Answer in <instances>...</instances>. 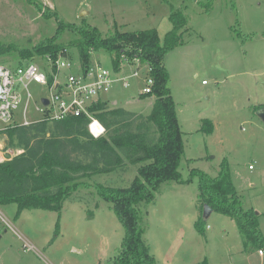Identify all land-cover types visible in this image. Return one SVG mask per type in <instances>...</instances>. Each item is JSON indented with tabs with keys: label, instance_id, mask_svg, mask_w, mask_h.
Here are the masks:
<instances>
[{
	"label": "rangeland",
	"instance_id": "1",
	"mask_svg": "<svg viewBox=\"0 0 264 264\" xmlns=\"http://www.w3.org/2000/svg\"><path fill=\"white\" fill-rule=\"evenodd\" d=\"M51 13L64 23L84 22L102 36L154 29L162 40L173 29L171 14L181 15L179 45L165 55L164 66L182 133L184 183L160 186L143 216L144 240L155 264H264L259 250L244 247L228 216L212 212L203 233H197V178L190 177L191 170L216 177L225 161L243 208L259 213L264 235V120L257 115L264 107V0H0V52L6 50L0 64L14 68L25 61L49 70L42 57L21 60L18 55L54 34ZM75 38L64 34L61 42L68 49L57 59L77 67L76 50L68 47ZM96 62L113 70L108 52L92 53L90 65ZM137 90L141 81L134 78L127 89L114 84L109 97L121 104ZM31 92L38 96L41 87L32 85ZM125 107L142 115L152 108L137 100ZM29 114L37 119L33 108ZM204 120L214 126L211 135L201 130ZM17 153L0 136V162ZM136 175V166L127 164L87 181L123 189ZM122 237L111 204L92 190L73 193L59 214L0 205V264H111Z\"/></svg>",
	"mask_w": 264,
	"mask_h": 264
},
{
	"label": "trees",
	"instance_id": "2",
	"mask_svg": "<svg viewBox=\"0 0 264 264\" xmlns=\"http://www.w3.org/2000/svg\"><path fill=\"white\" fill-rule=\"evenodd\" d=\"M51 14L57 25L54 34L21 52L18 55L21 60L49 57L55 61L68 49L61 41L65 33H70L76 38L68 47L76 50L83 70L90 66L91 54L101 50L109 53L116 72L124 58L129 63L139 59L147 65L153 85L151 93L141 96L154 97V103L145 116L119 108L109 109L102 102L92 106L94 118L105 130L98 138L89 133V119L84 115L0 130V136H6L7 148L19 151L0 162V205L16 204L18 211L43 210L59 214L63 203L79 189L95 191L100 199L111 204L123 228V237L111 264H155L150 245L144 240L143 216L146 209L155 204L162 184L184 183L179 173L184 156L182 133L168 87L164 57L179 45L180 30L185 22L180 14L172 13L173 29L162 40L154 29L114 30L102 36L84 22L80 25L64 23L55 13ZM3 52L6 50H1L0 54ZM201 130L211 135L214 126L204 120ZM127 164L136 166L137 173L127 188L113 189L87 181L94 175L123 170ZM190 177L197 178L199 216L194 223L197 233H203L202 210L207 205L213 212L234 220L245 248L264 252L259 214L243 208L227 163H221L216 177L198 170H191ZM140 205L144 210L138 208Z\"/></svg>",
	"mask_w": 264,
	"mask_h": 264
},
{
	"label": "built area",
	"instance_id": "3",
	"mask_svg": "<svg viewBox=\"0 0 264 264\" xmlns=\"http://www.w3.org/2000/svg\"><path fill=\"white\" fill-rule=\"evenodd\" d=\"M44 59L51 65L49 70L25 61L14 68L0 64V123L4 124V129L84 115L89 119V133L98 138L104 135L105 130L90 108L101 103L114 84L120 83L127 89L137 78L141 81L140 94L151 93L153 79L149 76L150 69L139 59L129 63L124 58L117 72H109L98 62L83 70L80 65L76 67L69 61ZM62 70L69 72L61 76ZM32 85L41 87L40 95L31 92ZM42 100H46L47 105ZM31 108L37 119L29 114ZM258 254L264 255L262 251Z\"/></svg>",
	"mask_w": 264,
	"mask_h": 264
},
{
	"label": "crops",
	"instance_id": "4",
	"mask_svg": "<svg viewBox=\"0 0 264 264\" xmlns=\"http://www.w3.org/2000/svg\"><path fill=\"white\" fill-rule=\"evenodd\" d=\"M109 93L106 94V95H104L103 98H102V103L105 104V105H107L109 109L119 108V109H123L124 111L129 112V113H133V114H137V115H142L141 113L137 112L136 110L134 111V110L127 109L125 106L126 105H129L134 100H137V103H139V102L143 103L148 108H151L152 105H153V103H154V97L143 98L141 96L139 90H137V92H136V94L134 96L130 97L131 99H127V101L122 102L121 104H119L120 102H118L114 98L109 97ZM250 209L253 210V211H255L252 208H250Z\"/></svg>",
	"mask_w": 264,
	"mask_h": 264
},
{
	"label": "water",
	"instance_id": "5",
	"mask_svg": "<svg viewBox=\"0 0 264 264\" xmlns=\"http://www.w3.org/2000/svg\"><path fill=\"white\" fill-rule=\"evenodd\" d=\"M42 103L44 105H47V101L46 100H42ZM257 115L262 119L264 120V107L260 108L258 111H257ZM213 212L212 208L207 206V205H204L203 206V210H202V217L204 220L208 219V217L211 215V213Z\"/></svg>",
	"mask_w": 264,
	"mask_h": 264
}]
</instances>
